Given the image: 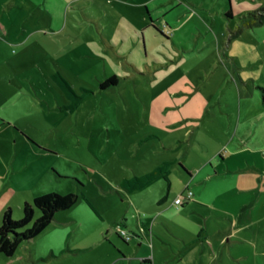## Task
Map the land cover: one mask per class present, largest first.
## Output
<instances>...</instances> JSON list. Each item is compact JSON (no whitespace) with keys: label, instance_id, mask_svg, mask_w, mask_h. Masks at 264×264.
Wrapping results in <instances>:
<instances>
[{"label":"rangeland","instance_id":"rangeland-1","mask_svg":"<svg viewBox=\"0 0 264 264\" xmlns=\"http://www.w3.org/2000/svg\"><path fill=\"white\" fill-rule=\"evenodd\" d=\"M57 1L58 10L70 7L68 14L54 17L57 24H68L60 36L86 40L97 53L78 62L82 74H77L74 62L60 63L73 85L83 83L93 92L74 112H63L61 106L68 100L52 87L50 77L56 58L46 36L50 20L45 2L6 0L0 15L16 24L10 25L8 38L25 40V44L4 49L8 74L0 73V224L8 207L13 219H19L25 201L49 192L85 193L100 207L103 196L123 200L122 176L155 166L156 159L165 155L183 154L196 172L217 146L211 142L218 135L207 111L214 91L223 87L227 75L231 79L237 72L253 73L256 62L262 61L264 67V21L256 20L253 25H258L253 27L246 24L251 20L248 15L239 19L235 13L237 22L226 23L220 10L223 0H173L189 9L193 20L199 17L210 23L212 38L221 41L197 49L192 58L183 56L173 39L163 35L169 32L164 18H154L156 24L151 21L147 4L158 9L165 0ZM240 1L255 10L264 6V0ZM35 26L44 32H32ZM227 58L235 68V61H240L236 74L229 70ZM114 74L118 83L101 89V81ZM148 135L153 136L147 139ZM177 139L183 141L181 148H171ZM210 168L200 173L197 183L213 182L214 178H207ZM171 178L174 197L190 176L177 163ZM80 199L97 218L83 196ZM83 214L79 205L57 212L53 222L23 242L13 256L0 253V264H81V255L42 257L48 255L47 245L56 244L62 231L56 226L64 225L62 218ZM166 214L175 219L194 215L192 211ZM82 233L81 229L77 236L81 238Z\"/></svg>","mask_w":264,"mask_h":264},{"label":"crops","instance_id":"crops-1","mask_svg":"<svg viewBox=\"0 0 264 264\" xmlns=\"http://www.w3.org/2000/svg\"><path fill=\"white\" fill-rule=\"evenodd\" d=\"M5 1L0 0L1 11H5ZM31 1L38 5L45 2L46 16L50 20L48 25L50 34L46 36L51 38L48 43L52 47L51 53L55 54L54 58H56L54 61L56 70L51 69L50 74L54 83L52 87L58 89L68 100L54 80L53 73L60 71L72 83L61 65L62 61L74 62L77 74H82L83 70L78 62L82 61V57L86 59L88 55L97 53L86 40L79 41L67 35L63 38L60 36L68 24L59 25L54 17L56 14L62 17L64 12L68 14L70 7L62 6L61 10L56 9L57 0ZM50 1H53L55 6L49 4ZM73 1L75 0L71 1L72 4ZM223 2L220 10L225 13V22L236 23L238 18L235 13L240 19V16L255 10L245 1L223 0ZM180 4L181 2L176 4L173 0H165L161 1V7L157 9L153 3H148L147 10L150 8L149 15L153 24H156V18H164L169 32L162 33L165 36L169 35L177 47L184 51L183 56L188 55L192 58V53L197 49L212 45L214 42L221 44L220 39L212 38L211 28L208 25L210 23L206 24L199 17L193 20L189 9L179 6ZM10 25L16 26L0 15V73L4 74H8L6 64L9 60L4 49L11 44L19 47L25 44V40L18 38L9 40ZM35 27L32 32L44 30L39 26ZM105 41L111 43L110 40ZM227 59L229 70L236 74L240 61H235L237 66L235 68L231 59ZM262 64V61L254 63L253 73L242 75L237 72L231 79L230 75H227L223 87L214 91V99L207 111L209 121L212 122L218 135V138L212 137L211 142H215L217 146L207 158H204L196 172L189 167L183 154L182 157L165 155L156 159L155 166L147 167L146 163L142 171L122 176L119 189L122 191L123 200L109 195L103 196L105 197L102 201L103 207H100L84 193L97 208L98 213L87 204L96 213L97 218L85 210L83 201L79 199L75 205H79L84 214L80 217L73 215L68 219L62 218L60 223L64 225L56 226L57 229L62 230L56 236V244L47 245L45 248L48 255L42 258L50 260L75 254L81 255V264H264V67ZM83 87H86L83 83L79 87L75 86L81 91ZM68 103L69 100L63 105ZM152 136L148 135L147 139ZM182 142L177 139L171 144V148H181ZM168 162H171L170 189L168 186L167 189L164 188L163 181L166 180L162 177L142 189L127 191L122 187L121 183L125 178L143 175ZM177 163L182 164L190 176V180L182 186L181 192L187 188L193 191L192 198L180 206L174 203L178 194L172 197L171 192L173 185L171 173L175 171ZM208 165H211V168L208 170L207 178H214L213 182L197 183V177ZM169 211L184 215L192 211L194 215L189 214L175 219L166 214ZM119 226L132 233L131 239L125 240L120 235ZM81 229L83 233L80 238L77 234ZM245 243L249 246H245Z\"/></svg>","mask_w":264,"mask_h":264},{"label":"trees","instance_id":"trees-1","mask_svg":"<svg viewBox=\"0 0 264 264\" xmlns=\"http://www.w3.org/2000/svg\"><path fill=\"white\" fill-rule=\"evenodd\" d=\"M247 15L251 20L246 24L253 25L256 23V20H259V22L262 23L264 21V6L249 12ZM247 15H244L243 17L247 18ZM53 78L69 100L68 104L62 106L65 113L74 112L82 104L86 95L93 92L92 89L87 87H83L82 91L78 92L75 86L60 71L54 72ZM117 83L118 76L114 74L108 76L107 79L102 80L100 87L101 89H104ZM170 165L171 162L164 163L143 175H134L125 178L121 183L122 187L127 191H134L142 189L162 177L166 180L167 186L170 189ZM180 165L185 169L182 164ZM81 196H83L86 203L98 213L97 208L84 193L79 195L75 192L66 194L49 192L35 197L32 202L25 201L23 204V215L19 219H13L12 209L11 207H8L3 213L2 222L0 224V253L9 257L13 256L23 242L31 240L39 235L52 223L57 212L71 208ZM190 198H186L180 205H184L186 200ZM37 211L39 212L38 216H36Z\"/></svg>","mask_w":264,"mask_h":264},{"label":"built area","instance_id":"built-area-1","mask_svg":"<svg viewBox=\"0 0 264 264\" xmlns=\"http://www.w3.org/2000/svg\"><path fill=\"white\" fill-rule=\"evenodd\" d=\"M193 195V191L191 189H186L185 191L181 192L174 200L176 205H180L184 202L186 198H190ZM119 233L125 239L129 240L132 237V233H130L126 228L119 226Z\"/></svg>","mask_w":264,"mask_h":264}]
</instances>
